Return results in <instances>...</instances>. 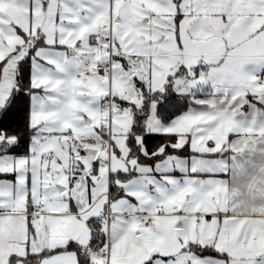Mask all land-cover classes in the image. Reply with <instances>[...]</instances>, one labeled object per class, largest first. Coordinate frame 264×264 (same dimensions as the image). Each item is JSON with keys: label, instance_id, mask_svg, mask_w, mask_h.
I'll return each instance as SVG.
<instances>
[{"label": "snow or ice", "instance_id": "snow-or-ice-1", "mask_svg": "<svg viewBox=\"0 0 264 264\" xmlns=\"http://www.w3.org/2000/svg\"><path fill=\"white\" fill-rule=\"evenodd\" d=\"M0 264H264V0H0Z\"/></svg>", "mask_w": 264, "mask_h": 264}, {"label": "trees", "instance_id": "trees-1", "mask_svg": "<svg viewBox=\"0 0 264 264\" xmlns=\"http://www.w3.org/2000/svg\"><path fill=\"white\" fill-rule=\"evenodd\" d=\"M9 124L13 129H22L24 127L23 113H18L16 115H14L13 117H11ZM149 143L153 144V145L158 144V143H160V138L156 137V138L150 140Z\"/></svg>", "mask_w": 264, "mask_h": 264}]
</instances>
